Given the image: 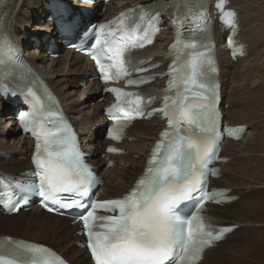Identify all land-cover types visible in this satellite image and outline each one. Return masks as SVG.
I'll use <instances>...</instances> for the list:
<instances>
[{
  "label": "snow or ice",
  "instance_id": "1",
  "mask_svg": "<svg viewBox=\"0 0 264 264\" xmlns=\"http://www.w3.org/2000/svg\"><path fill=\"white\" fill-rule=\"evenodd\" d=\"M197 14L203 16L199 10ZM128 15L122 13L118 21L112 22L119 27L108 33L110 39L106 38L101 46L100 53L109 61L105 64L97 58L105 80L129 75L125 67V53L132 47L143 46L142 43H136V33L142 32L143 40L150 43L149 28L158 30L152 25L158 12L149 17L146 27H142V23L147 14L139 16V22H133L130 26L125 24ZM229 15L234 16V13ZM104 27L100 26L101 29ZM184 47L193 51L183 64H174L169 72L173 77L169 82V91L182 84L183 93L177 91L176 97H163L165 104L159 111L164 112L168 118L169 129L162 133L144 176L123 199L94 202L90 206L91 210L81 217L95 264H194L206 246L219 240L223 232L231 231L210 227L206 229L204 217L199 214L185 218L177 212L181 202L190 200L197 190L203 193L202 199L211 198L204 192L203 186L206 174L211 171L209 164L214 148L220 139L219 115L215 110L216 85L207 74L208 71H215L211 67L212 60L204 52L196 51L194 43ZM179 60L178 56L177 62ZM143 82L132 79L127 81L129 85ZM27 91L36 100L35 112L22 114L21 120L26 128L31 126L37 129L34 133L38 141L34 157L37 171L33 175L38 177L39 182L15 187L23 194L21 199L25 202L28 195L36 194L43 197L44 201L60 204L61 207H85L75 197H88L99 181L83 163L75 135L60 114L45 111V105L32 89ZM111 91L118 96H137L131 111L119 104L108 110L111 113L115 109L124 114L122 118L116 117L117 124L113 129V138L120 139L125 126L121 120L130 121L136 115H142L140 96L116 88ZM190 99H200L207 103L193 105ZM169 102L176 109L173 115L168 112ZM175 115L179 116V120L174 119ZM54 117H59V120H50ZM49 122L55 125L54 128H46ZM181 125L186 127L182 128ZM109 151L117 150L110 148ZM58 193L70 194L69 202H63ZM4 203L12 211L19 210L12 204L11 197ZM97 209L118 210L119 214L97 216ZM0 264L66 262L48 247L6 237L0 241Z\"/></svg>",
  "mask_w": 264,
  "mask_h": 264
},
{
  "label": "rangeland",
  "instance_id": "2",
  "mask_svg": "<svg viewBox=\"0 0 264 264\" xmlns=\"http://www.w3.org/2000/svg\"><path fill=\"white\" fill-rule=\"evenodd\" d=\"M61 1L67 3L68 5H72V7L74 9H76V7H78V6H76L77 3H74V0H61ZM151 1H156V0H151ZM151 1L149 0V2H151ZM230 1H231V7L241 8L240 11H241V15L243 16V22H244L243 34H244V36L248 37L247 38V40L249 42V43H247L248 47H250V45H253V51L247 57H245L244 59H241L243 61L245 60L243 63L240 62L239 64H237L235 62L234 63L235 66H233V67L232 66L230 67V65L227 63L225 65V67L228 68V70H227L228 74H226L225 81L222 80L223 81V96H224L223 108H224V114H225V121H227L229 124H235V125L236 124L242 125L241 123H244V121H245L246 123H248L245 136L247 135L248 131H250V132L254 131V132H252V135L253 134L254 135L249 136L246 140L247 143L244 142L246 144H244V143H243V145L241 144L242 145L241 148H239L240 145L234 146L232 148L231 145H227L228 142L225 143L224 154L230 159V161L226 164V165H228L227 166L228 169H227V172L225 171V169L223 170V177L219 180L214 181L213 185L215 187H222V186H225V187L230 186L231 187L232 186V188H231L232 192L230 195L231 196H237L238 200L235 203L227 205L225 207L213 206L211 208L209 214L212 215L214 218L219 219L218 223L228 224V225H238L239 227L232 234L233 236L231 235L232 237L230 239L228 238L229 239V240L227 239L228 241L226 240L227 243H226V241H224L225 242V243L223 242L224 244L221 243L219 245V247H217L215 250H213L211 255L206 257L207 261L206 260L205 261L207 262V264H213L214 261H216L218 258H220L221 256H224V255H225L224 258L220 262H218L217 264H233L232 263L233 256L239 258L240 252L244 251V249H245L244 246H246L248 242H250L251 240L252 241L256 240V242L259 241V243L262 241L264 242V206H262V205H264V153H263L264 152V107H263V109L261 108L262 110H259V108H258L259 111L257 109H254V111L251 110L252 112H254V114L252 115V113H250L251 111L248 108H247L248 109L247 110V109L243 108L242 105L239 108L238 106H233V103H232L233 98L236 95L235 93H233V92H235L234 89L236 88L238 91H240V89H241L240 85L238 87H236L235 83H238V81L237 82L232 81L234 71H242L243 72L246 69H251L254 66H256L257 64H260V63L262 64V61L264 59V42H263V40H264V38H263L264 19L262 20L263 21L262 22L261 20L257 21V19L252 20L251 18H248V15L251 13L250 12L251 9H250L249 5H247L248 0H230ZM149 2H147V3H149ZM39 3L42 4V6H43L42 2H39ZM118 3H125V1L119 0ZM145 3L146 2H140V4H145ZM115 5L116 4H114L113 6H115ZM99 9H101V6L99 7ZM20 10L22 11L23 14L33 16V20H34V22L31 23L30 25L13 24L14 26H16L18 28L19 31H21V33L24 34L25 31L26 32L28 31L27 33H29L31 35H35L33 38H37V37L40 38L43 35L48 36V35L53 34V36H55L56 40L58 41V39H59L58 38L59 37L58 36L59 35L58 34V28L54 24V22L51 20L52 14H51L50 10H47V12L45 14L43 13L44 15L42 16V18L36 17V15H34V12H33L34 10L28 9L27 4L25 6L24 5L21 6V4L20 5L16 4L13 8V11H15L16 15L18 14V12H20ZM254 13L257 15V17H259L258 11L254 12ZM98 14L103 15L104 11L103 10L98 11ZM246 14H247V16H246ZM14 16H15V14H14ZM239 16H240V14H239ZM247 19H249V20L247 21ZM37 26L40 28H43V33H36V32L34 33V29H36ZM30 29H31V31H29ZM256 30H257V32L259 31L262 33L259 38H258V36H256V34H257ZM49 38H51V37H49ZM258 39H260V41H262V43H261V45L256 46L255 44L257 43L256 41H258ZM52 40H54V38ZM31 42L34 43L33 40H31ZM221 44H223V41H221ZM58 45L60 46L59 47L60 49L58 51V57L54 58L52 56H48V59L44 63L45 64L44 66L46 68L48 67L49 70L53 67V64L51 63L52 61H58V60L62 59V57L67 54V52H71L62 45L60 40L58 42ZM46 49H47V47L43 48V49L37 48V50L34 51V53L42 55V54H45ZM261 53H263L262 59L259 58ZM45 55H49V54H45ZM258 55H259V57H258ZM225 62H226V60H225ZM67 67L68 66L61 67V66L55 65V67L53 69H55V72H59V73H57L56 75L55 74L52 75L49 78V80L52 82L55 79H59V80L66 79L67 82L66 83L63 82L61 87H65L66 85L67 86L70 85L69 91L70 92L72 91L71 93H74V94H72V99H73L72 102L76 104V109H85V110H87L88 113L93 114V112L95 111V108H97L100 104L99 98H101V92L102 91H101V88H98L97 86H95V83L92 84V82H93L92 70L84 78V82H80V78H79L80 76L77 75L78 76L77 77L75 75L68 74L69 67L68 68ZM49 70H48V72H49ZM221 72H222V68H221ZM262 74H263V76H262ZM259 76L255 77L251 81L252 85L250 86V89L252 91L255 88H256V91H258L260 89L258 86H260L262 81H264L263 71H262V73H259ZM72 77L74 78V80L71 79ZM76 77L79 79L77 80ZM242 83H243V81H242ZM258 83H260V84L258 85ZM255 86H257V87H255ZM260 90H264V88L260 89ZM242 98H243V96H242ZM0 104H1L0 105V124L3 126V127L1 126L2 130L0 131V142L3 143V141H5V139H6L5 144L8 143V145H6V147L8 148L9 146L12 147L13 144H15V142H18V140L22 136H21L19 131H16V133H13L11 131V128L9 127V121H8L9 118L8 117L11 116L10 118L14 119L16 108H11L10 105L5 102L3 97H0ZM102 109H103V107H102ZM102 109H99L98 113H96L95 120H99L100 113H102ZM255 110H257V111H255ZM89 111H91V112H89ZM255 113L256 114L258 113L257 115L259 117ZM250 115L253 116L254 118L250 117ZM255 115L257 116V118H255ZM250 118L252 119L251 121H250ZM144 123L146 124V122H143V125H144ZM155 125L156 124H150L149 123L148 127L150 129H152L155 127ZM4 127H5V129H4ZM131 134H133V136H137V131L135 130V127H133L131 129ZM12 138H13V141H10V139H12ZM7 140H8V142H7ZM97 141L103 142V133H100V137L98 138ZM132 142L133 141H131L129 143L131 144ZM103 145H105V144H103ZM2 146L0 147V173L4 172V173H7V174H10L13 176H18V175L20 176V174L31 169V165L29 162L30 153H31V144L28 145L29 148L26 150V152H20L17 154H8L7 152L2 150L4 148ZM254 146H255V149H254ZM233 151L234 152L236 151L235 152L236 154ZM244 151H245V153H244ZM133 153L135 154L134 150L131 152V154H129L130 159L135 160V161H139L140 155L139 154L133 155ZM127 156H128V154L126 153V155L119 157V158L124 159ZM249 158H250V160H249ZM120 159H116L117 160L116 168H114L113 171L109 172L106 169L105 158L103 155V148L100 146L97 149V153L94 156L92 155V158L90 159V161L93 162L94 160H99L101 163H103V165L99 169L101 171V176L104 175L102 177L104 178L105 182H107V178H109L110 180L115 182L114 184H116V185L121 184V182H123V181H127V186H129V185H131L133 180L137 177V175L141 173V168H137L136 166H132L131 163H127L126 159H124L125 162L120 163L119 162ZM248 160H249V162H248ZM260 160H262L261 161L262 163H260ZM244 164H245V166H243ZM252 166H254V168ZM256 166L257 167L259 166V167L257 168ZM243 167L245 168V170L243 169ZM232 169L235 172L237 170L238 171L241 170V171H239L241 173L239 174V172L237 171L236 172L237 174H236V173H234V171ZM259 169H261V170H259ZM247 170H249L251 172H249ZM243 171L246 175H244ZM253 173H257V174H253ZM250 175H251V177H250ZM231 183H232V185H231ZM125 190H127V189H125ZM34 209L35 208H33L32 210L27 211V212L23 211V213L21 214V216L19 218H15V219H12L10 221H19V222L21 221L23 223H24V221H26V224L28 222L34 223L35 222L34 220L41 221V222L46 221L48 223L50 222V223H52V225L55 223H58V226H56V227H57V230L59 233L53 234L54 236L49 234L48 238H44V237L38 236L37 231H35V230L26 232L25 229L11 230L9 228H5V227L0 226V236L6 235V236H11V237H18V238H25V239L33 240V241H36L38 243L52 247V248L56 249L57 251L61 250L60 245H59V241H61L60 244H62L64 242V245L69 247L71 249V251L74 252V254H77L79 252L82 253V256L85 259V261L80 263V264H91L89 257L87 256L85 251L82 248H80L79 246H77L78 239L82 241V238L77 236L78 235L77 234V228L72 226V223L69 219L63 218L62 222L58 221L60 217H57V216H52L51 219H45L44 217H42V214L43 215H48V214H46L45 212H43L39 209L41 217H38V214L34 213ZM5 217H6V215L0 214V222L3 221ZM240 222L244 223V224L248 222V224H246V225L238 224ZM259 243L256 246L257 253L253 254L251 257H249L248 262L245 264H252L253 262H257L258 260H261V259L263 261L264 251H262V245H260ZM263 250H264V247H263ZM61 253L64 257L69 259L68 256H66L63 252H61ZM71 255H73V253ZM240 261L242 263L243 260H240Z\"/></svg>",
  "mask_w": 264,
  "mask_h": 264
},
{
  "label": "bare ground",
  "instance_id": "3",
  "mask_svg": "<svg viewBox=\"0 0 264 264\" xmlns=\"http://www.w3.org/2000/svg\"><path fill=\"white\" fill-rule=\"evenodd\" d=\"M38 1L41 2V0H11L9 2V4H8V7L5 10V15H4L5 19L3 20V22H4V28L3 29H4V31H6L10 35H12L13 38H15V40L19 43V45L24 50V57L29 60L31 65L39 72V75L43 78V80H45L47 82V84L53 89V91L56 93V95L62 100V102H63V104L65 106L67 114L69 115V117L72 120V122L77 126V128L79 129V131H80V133L82 135V141L84 142V148L87 150V152L91 156L92 155L94 156L97 153V149L100 146L103 145V142H98L97 140L100 137V133L99 132H100L101 128H103L104 125H105V117H104V114H103V110L106 107L105 106V102H107V101L104 100L103 103H100L99 106L97 108H95V111L93 112V114L88 113L87 110H85V109H76V104L72 102V100H73L72 99V94H74V93H71L72 91L71 92L69 91L70 90V85L69 86L66 85L65 87H61L62 83L63 82L66 83L67 80L66 79H63V80L55 79L52 82L49 80V78L52 75H54V74L56 75L57 73H59V72H55V69H53L55 67V65H57V66H61V67L68 66L69 67L68 74H72V75H75V76L79 75L80 76L79 77L80 78V82H84V78L93 69V66H92L91 62L88 61L83 56L73 54L72 52H67V54L64 55L62 57V59H60L58 61H52L51 63L53 64V67L49 70L48 67L46 68L44 66L45 65L44 63L48 59V56H50V55H45V54H48V52H47L48 48L45 50V54H42V55L41 54L40 55L36 54V53H34V51H36L37 48L38 49L46 48L50 44V40L53 39V38L56 41L55 45H56L57 49L59 50L60 49L59 48L60 46L58 45L59 40L57 41L56 37L53 36V34L52 35H48L47 34L48 36L43 35L41 37L39 36L40 38L37 37V41H38L39 45H36V41L34 43L31 42L32 38L35 35H31V34L27 33L28 31L27 32L25 31L24 34H23V33H21V31L18 30V28L16 26L13 25V24L30 25L31 23L34 22L33 16H29L27 14H23L21 10L16 15L15 11H13V8H14V6L16 4H18V5L21 4V6H23V5L25 6L27 4L28 5V9H33L34 10L33 12H34V15H36V17H41L42 18V16L47 12L46 9H49L50 3H49V0H43V6H42V4H40ZM99 1H101V0H99ZM120 1H125L129 5H133L134 3L148 2L149 0H120ZM208 1H213V0H208ZM74 3H78V2L74 0ZM247 3H248L247 5H249V7L251 9V11H250L251 13L248 15V18H251L252 20H256L257 19V21L258 20L262 21L264 19V0H248ZM117 7H118V5L112 6V7L109 8V10H113V14H115L117 12ZM234 9L240 14V20H241L242 26H244L243 16L241 15V11H240L241 8L234 7ZM71 10L74 11L75 15L79 16L80 24L82 22H84V17H83V15L81 13V10H76V11L74 9H71ZM256 11H258L259 17H257V15L254 13ZM95 12H97V10ZM14 14H15V16H14ZM171 14H172V12L170 10L167 11L166 15L168 17H170V18H166L165 17V20H164L165 27H164V30H163L161 36L158 38L156 44L152 48H148L145 51L141 52V55L146 58V62H149L150 60H153V62L150 63V66L151 65H156V64H159V63H163L164 59H165V57H166V55L168 53V46H169V44L172 41L173 30H174L173 24L171 22V20L173 18V15H171ZM110 16L111 15H107V18L110 17ZM246 16H247V14H246ZM248 20L249 19H247V21ZM29 31H31V29ZM35 32L36 33H43V28H40V27L37 26V28L34 29V33ZM224 32L225 31H224V28L222 26L214 28L213 35H214L215 39L218 38L219 43L221 42L222 35L224 34ZM243 32H244V29H242L240 36H238V39L242 40L243 42L249 43L248 40H247L248 37L244 36ZM256 32H257V30H256ZM261 34L262 33L258 31L256 36H258V38H259L261 36ZM0 35H2V30L0 32ZM49 37H51V38H49ZM263 38H264V34H263ZM256 42H257L255 44L256 46L261 45V43H262V41H260V39H258V41H256ZM263 42H264V40H263ZM252 51H253V45H250V47L247 48V55L251 54ZM217 54H218V57H219L221 68H222L221 80H223V81H225L226 74H228L227 73L228 68L225 67L226 63L229 64L230 67L231 66L233 67V66H235V64H234L235 62L237 64H239L240 62L243 63L245 61V60L244 61L241 60V58H238L237 60L232 59L230 57V54H229V52H228V50H227L225 45L224 46L219 45L218 50H217ZM262 54L263 53H261L260 57L258 55V57L260 59H262V56H263ZM225 60H226V62H225ZM162 69H165V66H163ZM48 70H49V72H48ZM262 71L264 73V59L262 61V64L261 63L257 64L256 66H254L251 69H246L243 72L242 71H234L233 80L232 81H234V82L238 81V83H235L236 87H238L240 85L241 89H240V91H238L236 88L234 89L235 92H233V93H235L236 95L233 98V102H232L233 106H238L240 108L241 105H242L243 108H245V109L248 108L250 111L251 110L254 111V109L258 110V108H259V110L263 109V107H264V90H260V89L264 88V83H263L264 81H262L261 85L258 86L260 88L258 91H256V88L253 91L250 89V86L252 85L251 81L255 77L259 76V73H262ZM262 76H263V74H262ZM92 77L95 78V73H94V75ZM79 78H77V80ZM71 79L74 80L73 77ZM242 81H243L244 84L242 83ZM93 83H95V86H97L98 88H101L100 84L98 83V81L96 79L93 80L92 84ZM259 84L260 83H258V85ZM151 87H158V84L155 83ZM255 87H257V86H255ZM242 96H243L244 99L242 98ZM0 97H2V96L0 95ZM106 98H109V96H106ZM102 107H103V109H102ZM99 109H102V113H100L99 120H95V115H96V113H98ZM22 110L25 111V110H28V108H25L24 106H22ZM257 110H255V111H257ZM89 112H91V111H89ZM250 113H252V115L254 114V112H252V111ZM16 115H18V114L16 113ZM256 115H255V118H257V116H258V115L257 116ZM10 117L11 116L8 117L9 118L8 121H9V127L11 128V131L13 133H16V131L20 132L19 128L16 127L17 126L16 118L11 119ZM250 117H253V116L250 115ZM251 120L252 119L250 118V121ZM149 123L150 124H156V125H155L154 128L150 129L148 127ZM241 124L242 125H245V124L247 125L248 123H246L244 121V123H241ZM229 125L237 126L239 124H236V125L235 124H229ZM1 126L2 125L0 124V131L2 130V127H3V126L2 127ZM162 126L163 125L160 124V122L158 121L157 118H153L150 122H146V124L144 123V125H143V122H138L137 124H135V130L137 131V136H133V135L130 134V138L127 140V141H129L131 139V140H133V141L135 140V141L133 143H131V144L127 143V141H126V142H124L123 145H124V148L126 149V151H128V154H131V152L133 150L135 151V154L133 153V155L139 154L140 155L139 156V161L131 160L130 157L127 156L126 158H124V159L127 160V163H131L132 166H136L137 168H141L143 170V168L145 167V162H146V158H147V156L149 154V151H150L151 147L153 146L154 141L157 139L158 132L160 131ZM4 129H5V127H4ZM252 132H254V131H252ZM252 132L248 131L247 135L246 136L244 135L243 139L240 142L234 143V142H230L229 141L227 143V145H231L232 148L234 146H239L240 145L239 148H241L243 143L246 142L247 138L252 135ZM5 141H6V139H5ZM5 141H3V143L0 142V147L3 145L2 147H4V148L2 150L7 152L8 154H17V153H20V152H26V150L29 148L28 145L31 144V141L28 138L20 137L18 142H15V144H13L12 147L9 146L7 148L6 145H8V143L5 144L6 143ZM10 141H13V138L10 139ZM7 142H8V140H7ZM246 143H244V144H246ZM33 144H34V142L32 141L31 150L33 149ZM104 144L107 145L108 142L105 141ZM254 149H255V146H254ZM244 153H245V151H244ZM114 159H115V157H114ZM124 159H122L120 162H125ZM249 160H250V158H249ZM249 160H248V162H249ZM261 161L262 160H260V163H262ZM91 163L94 166H97V167H101L103 165V163H101L99 160H94ZM227 166L223 167L226 172H227V169H228ZM243 166H245V164ZM252 167L254 168V166H252ZM243 169L245 170L244 167H243ZM259 170H261V169H259ZM111 171H113V169L109 170V172H111ZM239 171H241V170H239ZM247 171H249V170H247ZM251 171H249V172H251ZM236 172L234 171V173H236ZM240 173L241 172H239V174ZM243 173H244V171H243ZM257 173H253V174H257ZM244 175H246V174L244 173ZM138 176L139 175H137V177ZM250 177H251V175H250ZM134 181L135 180H133V182L129 186H127V181H123V182H121V184L116 185V184H114L115 182H113L112 180L107 178V182H105L104 188H102L100 190V196H101L100 199L106 200V199H112V198H116V197L122 196L129 189H131ZM231 185H232V183H231ZM219 188H230L231 189L232 186L231 187L230 186H226V187L222 186V187H219ZM125 189H127V190H125ZM262 206H264V205H262ZM210 208H212V206H210ZM22 213H23V211H20L17 215L6 216L4 218V220L0 222V226L5 227V228H9L11 230L25 229L26 232L35 230V231H37V235L38 236L44 237V238H48L49 234L53 235V234H58L59 233L58 230H57V227H56V226H58V223H55L56 225L55 224L52 225V223H50V222L49 223L46 222V221L41 222V221H36L34 219H33L35 221L34 223H30V222L27 221L28 222L27 224H26V221H24L25 224L23 222H21V221L20 222L19 221H10L12 219L19 218ZM34 213H37L38 217H41L40 210L38 208L34 209ZM42 217H44L45 219H51L52 215H43L42 214ZM215 219L218 222L219 219H217V218H215ZM58 221L62 222L63 218H59ZM217 224L219 226H230L228 224H221V223H217ZM238 224L242 225L244 223L240 222ZM246 224H248V222L245 223L244 225H246ZM3 236L4 237H11V236H6V235H2L0 237H3ZM232 236H230L228 238L230 239ZM14 238L15 239L29 241V242L38 243L36 241L25 239V238H18V237H14ZM78 241H79V239H78ZM227 241H226V243H227ZM60 242L61 241H59V245H60L61 250L57 251L56 249H54L52 247H50V248H52L56 252H59L60 254H61V252H63L66 256H68L69 259H67V260H69L73 264L74 263L75 264H80V263L85 261V259L83 258L81 252H79L77 254H74V252L71 251V249L69 247L64 245V242L62 244H60ZM255 242H256V240H254V241L251 240L250 242H248L247 245L244 246V248H245L244 251L240 252L239 258L233 256L232 263L233 264H245V263H247L248 262V258L251 257L253 254L257 253L256 246L259 243V241H257L258 243L257 242L255 243ZM263 243H264L263 241L259 243L260 245H262V251H264L263 250V247H264ZM38 244H41V243H38ZM42 245H44V244H42ZM212 252H213V250L212 251L209 250L206 253V255L209 256V255L212 254ZM72 253H73V255H71ZM224 256H221L220 258H218L216 261H214L213 264H217L218 262H220L224 258ZM240 260H243L242 263H241ZM206 261H203L201 264H207ZM263 263H264V259H263V261L261 259V260H258L257 262H253L252 264H263Z\"/></svg>",
  "mask_w": 264,
  "mask_h": 264
}]
</instances>
